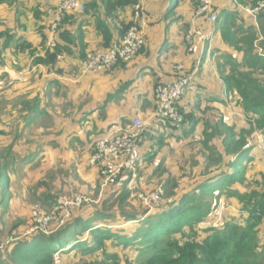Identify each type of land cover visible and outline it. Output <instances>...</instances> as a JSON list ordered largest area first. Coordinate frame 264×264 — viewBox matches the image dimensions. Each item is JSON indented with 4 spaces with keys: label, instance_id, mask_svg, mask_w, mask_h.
<instances>
[{
    "label": "trees",
    "instance_id": "obj_1",
    "mask_svg": "<svg viewBox=\"0 0 264 264\" xmlns=\"http://www.w3.org/2000/svg\"><path fill=\"white\" fill-rule=\"evenodd\" d=\"M78 1L82 3V0ZM260 1L262 0H233V3L254 8ZM101 2L104 5L106 16L115 18L114 13L118 10L134 9L135 15V7L139 0H101ZM17 5L18 0H0V8L5 6L11 12L13 10L16 13L19 12ZM58 7L59 3L54 7V11L47 10V13H43L38 5L33 11L35 19L41 20L37 27V32L41 37L40 46H34L22 36L19 39L18 34L10 32L9 26L5 28L4 22H1L2 25H0L4 31L0 32V62L6 63V54L14 53L13 50H15L29 53L33 57L35 66L42 65L53 69L60 63L61 56L72 53L70 43L73 41L67 28L69 18L93 12L97 4H84V11L78 9L63 11L60 15V25L55 33L54 46H50L49 36ZM198 8L199 0H197L193 18ZM214 10L217 13L215 7ZM217 15L216 22L208 23L210 28L198 27V29L208 34L213 32L211 28L220 27L222 42L231 52L224 51L219 54L218 60H223V64L219 65V72L228 94H232L230 96L234 98L235 108L241 114V118H236L230 125L224 119L218 121L215 126L205 122V130L199 142L200 153L204 159L201 175L207 176L217 170L220 171L219 175L195 185L192 190L183 195H176L177 179H174L171 173L164 168L163 172L168 176L162 179L165 189L163 204L152 213H149L145 207L143 208L142 201L133 200L129 182H123L122 188L108 200L99 201V204L87 203L75 209L72 217L59 229L56 228L58 221L56 219L55 232L45 234L37 231L30 233V238L24 240L15 238L6 248L7 252H0V264H56L57 257L62 259L64 255L71 254L76 264H264V173L260 171L259 181L254 176H248L253 168H249V164L256 159L257 162L261 161L258 154H255L256 152L262 154L264 162V151H262L264 149L259 144H255L257 134L264 141V57L259 54V49L264 51V34L260 41L261 37L252 30L253 28L244 29L243 26L234 25V30H232L231 27H226L224 16L218 13ZM255 16H258L263 23L264 33V10ZM19 17L20 15L16 16L14 20L17 24L21 22V17ZM199 19L201 18L197 20ZM134 24L135 17L132 21H123L112 29L108 24L101 23L100 29L104 39V49L101 51H107L120 44ZM188 32L185 36L186 44ZM78 39L81 47L82 67L89 54L84 50L82 30L78 32ZM145 46L146 43L136 57L129 61L121 60L111 70L103 73L112 71L120 64L133 62L144 53ZM200 51L201 46H197L193 52L188 51V53L195 59ZM42 53H44L43 56L40 55ZM204 61L203 57V64ZM177 67L171 76L172 81L180 78L182 72H185L188 77L193 66L189 70L184 67L185 70L182 72H177ZM198 74L177 102V108L183 114L184 122L180 128L172 130L180 132V135L162 130L160 140L155 142V146L160 148L165 137L170 136L171 139L179 142L193 137L196 132L199 121L193 113L185 110L181 101L187 90L194 85ZM168 82L169 80L157 83L156 98L158 87ZM36 104L35 99L23 102L28 121L26 130L24 129L23 132L33 130L32 126L36 124L34 120L38 111ZM5 106L0 109L1 136L10 134L7 131L10 126L8 121L10 116L8 113L2 115ZM158 108L159 103L156 99L155 114ZM108 130L105 134H99L93 141L90 152L92 156L98 140L106 135ZM149 132L148 129L143 132L139 146L144 142L143 139L150 135ZM221 147L222 150H220ZM156 153L157 151L153 150L149 155L153 157L157 155ZM252 154L254 156H251ZM13 157L15 158L11 151L2 149L0 154L1 210L5 209L8 204L11 205L12 190L16 182L12 180L11 175L19 177V181L21 178L19 169L15 167L16 159ZM227 158L230 159L227 160ZM141 161L139 157V166ZM223 166L224 170H222ZM98 172L99 183L96 187H91V195H88L94 201L99 199V188L102 183L99 169ZM154 173H160V167ZM49 177L55 178L53 172ZM44 183L42 181L39 185ZM67 196L71 197V195ZM58 197L50 193L41 195L45 206L49 208L57 204ZM219 198L238 201L240 215L226 216L224 211L220 215L223 202ZM86 211L89 213L81 215ZM30 222L28 223L29 228L33 227L32 218Z\"/></svg>",
    "mask_w": 264,
    "mask_h": 264
},
{
    "label": "crops",
    "instance_id": "obj_2",
    "mask_svg": "<svg viewBox=\"0 0 264 264\" xmlns=\"http://www.w3.org/2000/svg\"><path fill=\"white\" fill-rule=\"evenodd\" d=\"M57 3L58 0H31L26 6V12L19 11L17 14L15 10L11 12L4 6L0 8V22L7 21L9 29H15L13 20H15V16L20 15L22 30L20 37L30 41L34 46H40L41 37L37 32V27L41 20L35 19L33 11L38 5H40L39 9L43 13L47 10L54 11ZM91 3L97 4L95 11L69 18L67 28L73 41L70 43L73 52L66 53L55 68L49 69L42 65L35 66L33 57L29 53L15 50L12 53L14 56L28 60L23 65L5 66L4 71L9 77V81L8 78L7 81L10 83L11 93L6 95L7 101L10 100L8 102L10 126L7 130L10 134L8 136L0 135V138H3V141L7 138V142H4L5 145L7 144L5 150L11 151V154L15 156V158L13 157L16 159L15 167L19 169L21 178L25 176V171L38 170L36 167V164L39 163L38 155L43 150L48 153L46 146L38 141L34 145L30 143L32 134L44 138L50 135L51 130L52 137L64 139V142L60 144L65 146L69 153H71L69 150H72L75 153L87 154L91 152L92 143L99 134H105L114 125L125 128L134 119L144 122L146 128L150 130V136H147L145 143H143L145 145L139 147L142 166L147 168L148 165H153L150 177L157 178L160 180L159 182L165 179L168 175L163 171L165 169L170 171L167 168L170 167L168 164L170 160L166 154L174 153L175 156L182 157L186 166L184 170L186 168L189 170L185 173L182 171L183 177L179 179L181 182L186 181L185 186L182 187L184 188L182 195L192 190L195 185L216 178L220 173L219 170L207 176L201 175L204 159L200 153L199 142L205 130V122L215 126L218 121L224 119L230 125L236 118H241V114L235 108L234 98L230 96L232 94H228L219 72V65L223 64V60H218L219 54L224 51L231 52L222 42L219 33L221 32L220 27L211 28L214 33L213 41L205 53L203 67L194 85L187 90L181 101L185 110L193 113L199 121L196 132L193 137L179 142L171 139L179 144H169V148L163 149L168 141L159 148L150 139L151 136L160 138L159 134H162V130H164L155 117V86L159 81H172L171 76H173L178 65H183L187 70L192 67L194 56L187 51L185 36L193 28H210L209 22L202 18L193 20L197 0H139V4L144 9V15L140 21L146 39L144 53L133 62L120 64L110 72L83 75L78 32L80 30L83 32L86 53L101 51L104 49V39L100 29L101 23L108 24L112 29L123 21H132L134 17V9L118 10L114 13L115 18L107 17L101 0H82L83 5ZM244 8L250 7L235 5L233 0H216L215 2V9L218 14L224 16L226 27H231L232 30H234V25L243 26L244 29L253 28L252 30L261 37V41L264 34L262 31L263 23L258 16L248 15L243 10ZM22 19H25L24 22ZM20 37L19 39L22 38ZM116 37L117 34L115 33ZM10 54H6V58ZM43 54L40 55L43 56ZM15 63L13 62V64ZM3 77H5L4 74ZM11 95H13L12 98H10ZM34 99L38 107L34 117L36 124L32 126L33 130L23 132L24 129L26 130V124L28 125L23 102ZM28 128L30 127L28 126ZM175 134L180 135V132H175ZM23 135L24 137H22ZM168 137L170 138V136ZM166 139L167 137L163 139V142ZM28 143L31 144V147L26 148V151L20 150ZM56 143V139H53L51 145ZM263 143L261 136L257 134L255 144H259L264 149ZM162 149L165 153L164 157L162 154L159 155ZM153 150L157 151V155L151 157L149 154ZM255 154H258L261 161L257 162L256 159L249 164V168H253L248 176H254L259 181L260 171L264 173V162L260 152ZM229 159L227 158V160ZM190 160H194L191 165L188 164ZM159 161L160 164L157 165ZM249 161L251 162V158ZM89 162L87 169L92 172V175L89 174L82 180L88 191L81 192V194L87 195H91V187H96L99 183L98 168L91 166ZM159 167L160 173H154ZM224 169L223 166L222 170ZM184 177L187 178L183 179ZM11 178L13 181L19 179L15 175H11ZM126 181V179H122L120 182L108 186L103 197L96 199L97 202L108 200L115 195L116 191L122 188L121 183ZM17 191L16 188L12 190L13 202L23 198L27 192L24 190L18 196ZM41 195H43L42 192H40ZM219 199L223 202L220 215L223 211L226 216L237 217L240 215L238 201ZM88 213L89 211H86L81 215Z\"/></svg>",
    "mask_w": 264,
    "mask_h": 264
},
{
    "label": "built area",
    "instance_id": "obj_3",
    "mask_svg": "<svg viewBox=\"0 0 264 264\" xmlns=\"http://www.w3.org/2000/svg\"><path fill=\"white\" fill-rule=\"evenodd\" d=\"M216 0H199V8L193 20L202 18L208 22H216L218 15L214 10ZM59 7L54 14V23L49 36V45L54 46V39L57 27L61 22V13L78 9L84 11V5L78 0H59ZM244 10L255 16L264 10V0L260 1L254 8H244ZM144 15L143 7L138 3L135 7V24L129 28L123 41L107 51L98 53H89L82 66V74L103 73L111 70L119 61H129L136 57L143 49L145 44V34L140 25V19ZM214 33L208 34L193 28L188 32L186 37L188 51L193 52L197 46H201L200 54L194 59L192 71L186 77L184 66L177 67V72H182L181 77L177 80L169 81L166 85L159 86L156 91L159 108L155 114L156 118L161 119L172 129H178L184 122V116L177 108V102L184 95L188 85L194 77L200 72L203 65V57L207 48L211 46ZM259 54L264 57V51L259 49ZM63 57L61 56L60 59ZM144 122L134 119L130 126L125 128L112 126L96 144V150L90 160V165L97 167L101 174L102 183L99 189V199L104 195V191L113 183L126 179L129 182V188L138 180L139 170V141L141 135L146 130ZM264 147V143L262 144ZM135 196V195H133ZM165 189L159 185L150 195L144 196L137 194V198L142 201L143 205L149 212L160 207L163 204ZM91 201L90 197L84 194L75 196L60 195L56 201V209L51 215L34 211L31 215L33 227L29 233L43 232L50 233L49 226L52 225V217L58 219L57 228H60L71 217L75 209H79ZM59 257L56 258V264L59 263Z\"/></svg>",
    "mask_w": 264,
    "mask_h": 264
},
{
    "label": "rangeland",
    "instance_id": "obj_4",
    "mask_svg": "<svg viewBox=\"0 0 264 264\" xmlns=\"http://www.w3.org/2000/svg\"><path fill=\"white\" fill-rule=\"evenodd\" d=\"M30 1L31 0H18L17 10L20 12L23 11L25 13L26 6L27 4H29ZM49 11L51 12L52 10H49ZM24 20L25 19H22L23 22ZM13 22L15 25V29L11 28L10 30L8 28V30L14 34H18V36L20 37L22 33L21 24L15 23L14 20ZM0 24L2 25L1 22ZM1 25H0V32H3L4 30L1 27ZM4 25H5V28L6 26H9L7 24V21L4 22ZM6 60H7L6 63L0 62V64H3L0 66V109H2L10 101V100L7 101L6 95L11 94L10 88H9L10 83L8 82L9 77L6 75L7 72L4 71L5 66L9 67L11 65H14L13 62H16L17 66L23 65L26 63L28 59H22L20 56L16 57L11 53ZM10 60H12V62H10ZM3 74L5 77H3ZM7 78H8V81H7ZM12 97L13 95L10 96V98ZM8 107H9V104L5 106V109L3 110L2 115L6 113L10 114ZM159 122H160L159 124H161L162 126L161 128H163L164 130L171 131L172 133L175 132V130L173 131L171 127L170 129L165 124V122L161 120H159ZM32 135L33 136L29 140L30 143L34 145V143L39 142L45 145L48 153H46L45 150H43L38 155L37 159L39 160V163L36 164V167L38 170L31 171L30 169L29 171H25V176L20 178V181L15 182L14 188L18 190L16 192L18 196L22 194V191L24 190L27 191L26 194L23 196V198H20V200L17 199L14 202L12 199L11 207H10V204H8V206L5 207V209L3 210L0 209V252H3V253L7 252L6 248L10 245V243L13 242L15 238H17V240H24V239L30 238L31 235L29 231L32 229V227L29 228L28 223L30 222L31 215L34 211H38V212H41L47 215H51L55 211L57 205H55L53 208H49L45 206V203L43 202L40 196V192H42L43 194L50 193L54 197L56 195L57 197L60 195H71V196L78 195V194H81V192L88 191V188L86 187L84 183H82V180H84L87 177V175L89 174L92 175V172L87 169V164L92 156L91 153L80 154V153H75V151H72V150H69L71 152L69 153L68 149L62 144H60L64 142V139L58 138V137L57 138L52 137L51 130H50V135L44 138L36 134H32ZM160 135L162 134H159V136ZM22 137H24V135ZM53 139H56L57 141L55 145H51V142ZM145 139L146 138L143 139L144 140L143 143H145ZM150 139L151 140L154 139L152 140L153 144L154 142L160 140L159 137L157 136L156 138L151 136ZM4 142L5 143L7 142V138L4 141H3V138H0V145L3 147L2 148L0 146V154L2 152V149L4 151L5 147H7V144L5 145ZM30 143L25 144L22 148H20V150L26 151L25 150L26 148L31 147ZM143 143L140 144L141 147L145 145V144L143 145ZM164 144L166 145L163 147V149L169 148L168 147L169 144L178 145L179 143L174 142L173 140H171V138L169 139L167 138L166 140H164L163 145ZM163 149L159 153V155L162 154V157L165 156V153H163ZM62 151H66V152H62ZM179 151H180V148H179ZM175 155L176 154L174 153L166 154V156L170 160L168 162L170 167H167V166L166 167L170 169L169 172L171 173L173 178L177 179L178 188L176 189L175 193L176 195H180L184 192V188L182 187L185 186L186 181L184 180L185 182H181V180H178V179L180 178L182 179L185 171L189 172V170H187V168L184 170L186 166H185L184 161H182L183 160L182 157L178 155L175 156ZM193 163H194V160H190L188 162L189 165ZM158 164H160V161L157 163V165ZM143 166H142V163L139 166L138 180L135 183V185L131 187L133 191H131V189L129 188L132 193V198L135 202H137L138 200V198L136 197L137 194H143L144 196H148L154 191L155 188L163 184L162 181L159 182L160 180H158L157 178L150 177L151 169L153 168V165L152 166L148 165L147 168ZM182 171H184V173ZM52 172L55 175L54 179L49 177V175H51ZM185 178L187 177H184L183 179ZM42 181H44L45 183L42 185H39V183ZM122 184L123 182L121 183V185ZM1 187H2V184H1ZM86 196L89 197L88 195ZM89 203L98 204L99 202L91 200ZM142 206L143 208L145 207L143 203H142ZM156 209H154L153 211H155ZM51 222L53 225L49 226V230L50 232L53 233L55 232L57 228V225H56V228L54 225L56 222V218L54 216L52 217ZM16 225L18 226L15 227ZM58 260L60 264H76V260L72 254L64 255L62 259H58Z\"/></svg>",
    "mask_w": 264,
    "mask_h": 264
}]
</instances>
